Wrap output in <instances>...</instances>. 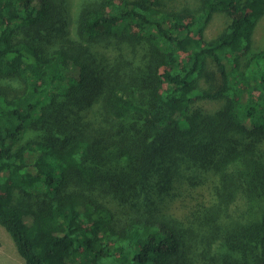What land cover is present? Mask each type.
<instances>
[{
	"label": "trees",
	"instance_id": "trees-1",
	"mask_svg": "<svg viewBox=\"0 0 264 264\" xmlns=\"http://www.w3.org/2000/svg\"><path fill=\"white\" fill-rule=\"evenodd\" d=\"M195 1L0 0V226L25 264H264V0Z\"/></svg>",
	"mask_w": 264,
	"mask_h": 264
},
{
	"label": "rangeland",
	"instance_id": "rangeland-1",
	"mask_svg": "<svg viewBox=\"0 0 264 264\" xmlns=\"http://www.w3.org/2000/svg\"><path fill=\"white\" fill-rule=\"evenodd\" d=\"M77 3V0H67V7L72 10L73 6ZM196 1L195 0H171L170 5L181 6L187 5L190 8H194ZM216 20H212L209 25V28L206 31L205 37L211 38L215 36V29L213 24ZM68 25V24H67ZM253 50L264 49V16L257 24L254 34H253ZM108 52H117V48L115 46L109 47L106 49ZM220 104L216 102H202L199 104L200 107L206 110H215L218 108ZM85 112H81L83 114ZM207 184H204L198 189L196 188L193 192L194 197L199 199H205L208 196V191L206 190ZM187 201L174 200L172 202H168L165 206L166 212L168 211L170 214L181 218L186 213V209L191 205H186ZM194 204V203H193ZM0 264H25L22 257L18 254L15 244L9 235V233L0 226Z\"/></svg>",
	"mask_w": 264,
	"mask_h": 264
}]
</instances>
